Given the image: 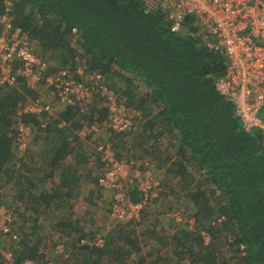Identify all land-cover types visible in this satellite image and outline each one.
<instances>
[{"label":"trees","instance_id":"1","mask_svg":"<svg viewBox=\"0 0 264 264\" xmlns=\"http://www.w3.org/2000/svg\"><path fill=\"white\" fill-rule=\"evenodd\" d=\"M10 1L13 25L25 32L34 48L51 63L46 61L48 74L63 72L67 79L89 86L95 103L101 97L95 93L96 84L104 83L126 107L139 111L134 129L111 133L108 142L120 154L117 146H127L126 138L133 136L137 143L122 149L127 155L131 150L142 149L152 162H157V169L164 162L169 163L165 170L169 180L159 182L161 191L153 202L170 193L171 190L165 193L164 188L175 178L180 179V184H195L194 179L187 181L190 169L203 179L190 191L184 187L185 195L193 201L194 211L189 215L195 220L192 230L186 223L176 224L167 218L169 211L161 214L157 211L150 217L145 214L149 212L147 209L142 210L141 221L152 227L151 234L155 235L153 229L161 228L160 216L173 222L176 229L164 249L170 252V257L165 258L160 252L150 263L142 258L136 263L264 264L263 134L257 129L245 131L233 106L215 90V81L225 72L224 58L207 46L209 40L201 35L193 19H187L182 31L175 34L160 10H149L147 0ZM4 13L5 5L0 0V16ZM79 68L83 70L82 75L78 74ZM86 75L94 77V81L85 78ZM95 76L99 79L95 80ZM112 77L121 80L119 85ZM27 96L35 97L23 85L0 94V182L15 187L13 192L18 189L11 202L20 203L24 212L20 213L24 215L18 224L12 225L17 239L11 249L13 264L24 260L50 264L53 261L48 258L49 254H55L58 260L64 259L66 264H99L106 256L122 264L123 260L115 252L124 251L126 246L132 248L128 254L139 250L133 241L137 236L135 227L125 224L118 232L116 243L102 237L101 246L89 247L86 243L99 235L88 237L83 232L87 229L81 225L83 218L72 211L74 205L67 201L81 181V175L98 185V174L104 167L98 157L92 170L77 176L75 166L80 164L77 159L70 165L65 162L70 144L75 141L70 139L76 138L77 131L84 127L105 121L108 111L103 106H94L95 103L85 114L79 112L78 106H66L50 116V122L47 120L44 126L40 117L23 115L21 123L34 127L43 140L44 150L28 152L18 159L12 149L18 119L15 109ZM260 117L264 119V107ZM171 136L177 151L161 161L162 143ZM169 146L165 145L163 150H170ZM146 158L131 153L123 159L136 163ZM86 160L81 162L89 164L90 160L87 157ZM30 166L35 168L28 169ZM56 169L59 184L50 182L51 187L45 188L42 183L50 181ZM201 190L214 195V206L208 205L209 200L197 193ZM90 195L92 199L93 193ZM129 196L131 202L140 200L135 190ZM199 198L201 201H197ZM67 205L69 212L64 209ZM57 209L61 210V217L54 214ZM105 211L110 214V205ZM41 214L49 216L47 220L54 230L53 235L45 237L47 241L53 240L46 246L35 237ZM78 230L81 235L74 237ZM201 232L209 234L208 245H204ZM161 239L158 237L157 241L162 243ZM54 240H58L62 249L65 246L71 249L68 258L57 252L58 243ZM221 246L228 248L221 249ZM218 258L223 259L219 262Z\"/></svg>","mask_w":264,"mask_h":264},{"label":"built area","instance_id":"2","mask_svg":"<svg viewBox=\"0 0 264 264\" xmlns=\"http://www.w3.org/2000/svg\"><path fill=\"white\" fill-rule=\"evenodd\" d=\"M147 3L149 10H160L166 16L172 33H180L184 22L193 19L201 35L209 40L207 46L222 55L225 72L215 81V90L233 106L245 131L257 129L262 132L264 149V119L260 117L264 107V0H147ZM3 4L5 13L0 16V94L23 85L35 95L34 101H24L15 109L18 117L14 127L15 150L19 154L18 159H21L28 153V144L34 132L31 126L21 123L23 115L52 116L55 106L58 110L78 106L79 112L85 114L94 105L95 99L89 86L67 79L66 73L48 74L47 62L34 51L35 48L33 50L34 43L25 32L13 25L9 15L11 1L3 0ZM78 74L81 75L80 68ZM98 79L99 76H95V80ZM96 85L95 93L100 94V100L103 99L101 106L108 111L106 127L110 134L132 131L138 117H134V123L130 109L116 94L104 83L97 82ZM40 89L45 95L38 93ZM99 126L94 123L84 128L89 134H96ZM100 161L104 167L98 174V187L111 192V218L123 224L139 220L142 210L150 209L153 200L157 199L160 184L148 174L142 175L139 164L134 162L117 160L105 152L101 153ZM134 190L140 194V200L135 203L129 199ZM165 216L176 224H188L189 230L195 227L192 217L178 211H169ZM12 225L1 208L0 236L15 238ZM200 236L204 245L210 243L209 234L201 232ZM103 242L102 237L97 236L86 245L101 246ZM61 248L58 249L57 245L56 250L62 255L64 251ZM21 264L38 263L24 260Z\"/></svg>","mask_w":264,"mask_h":264},{"label":"rangeland","instance_id":"3","mask_svg":"<svg viewBox=\"0 0 264 264\" xmlns=\"http://www.w3.org/2000/svg\"><path fill=\"white\" fill-rule=\"evenodd\" d=\"M149 1V0H148ZM147 3V1H146ZM36 47V46H35ZM34 50V47H33ZM38 55H41L42 58H44L45 61L46 58L44 57V55L42 54L41 51H39V49H35L34 50ZM48 62V61H47ZM50 63V62H48ZM51 64V63H50ZM81 70V75L83 73L82 68H80ZM85 78H88V80L92 79L94 81V78L91 76L89 77L88 75L85 76ZM113 82H118L121 81L120 79L116 78V77H112ZM135 84V83H134ZM119 85V82H118ZM40 95H45V93L40 89L38 92ZM33 96H27L26 97V101H34L33 100ZM51 100H49L50 102ZM101 105H103V101L102 103H99L98 101L95 103L94 106H99L102 107ZM130 109V113H131V117H133V121H134V117H139L140 113L137 110L132 109L131 107ZM61 109L58 110L57 106H55V111L53 112V116L54 114H56L58 111H60ZM51 114V113H50ZM45 118H39V121L44 123L50 122V115L47 114L45 115ZM107 118L105 119V121L101 122V123H96V124H100V129L98 132H96V134H89L87 132V129L83 128L81 131H77L76 133V138H71L70 141L74 140L73 143L70 144V148L67 151V158L65 160V162H67V164H72L73 159H77V161L80 164L76 163L75 168L78 169L76 172V175L79 176L81 175V173L85 174L86 172L92 170V167L95 163V161L97 160L98 157H100L101 153L103 154L104 152L109 156V157H114L115 159L118 160V158L116 156L121 155V157H127L129 154L132 153V155L135 153L137 154L138 157L142 158L144 156L148 157L146 159H140V162H136V164H139V170L141 172L142 175L144 174H148V176L150 178H152L153 180H155L156 182H160V181H167L169 180L168 178L170 177L168 174H166V169H168L169 163L166 164L164 162L163 166L159 169H157V162L155 163V160H153L154 162H152L151 157H149L148 155H144L142 152V149L140 151H134L131 150L130 153L127 155L126 154V150L125 149H129L131 144H135L137 143V141H135V139H133V136H129L128 138H126L127 140H125V143L127 141V146H120L118 145L117 147H119V149L121 150L120 154L115 151L112 146L110 147V143L108 142V137L110 134L109 130L107 129L106 125H107ZM136 121H134L135 123ZM34 128V127H32ZM91 135V136H90ZM173 138L172 136L169 138H165L164 142L162 143L163 147H161V153H160V160H165V158L168 156H170V154L175 153L177 151V144L175 142H173ZM16 143H14L13 145V152L15 157L18 158L19 154L16 153L15 150V145ZM165 145L169 146L170 150H163V148L165 147ZM171 145H174L175 147H171ZM125 147V149L122 151V149ZM102 149V150H100ZM41 150H44V144H43V140L41 138L40 135H37V132L34 129L33 132V139L29 142L28 144V152L30 153H40ZM147 150V149H146ZM170 152V153H169ZM117 154V155H116ZM86 157L88 159V161L90 160L89 164H85L82 163V160H86ZM36 158V157H35ZM34 158V159H35ZM123 158H121V160H124ZM38 159V158H36ZM139 159V158H138ZM39 160V159H38ZM87 162V160H86ZM82 163V164H81ZM19 166V164H17ZM154 165V167H153ZM17 166V167H18ZM29 168H35L33 166L28 167ZM48 171L50 169H47ZM23 172V171H21ZM59 170L56 169V171H54L53 173L54 176L50 181H46V183H42L45 184V188H50L51 187V183H55V184H59ZM189 179L187 181H192L194 179L195 184L200 185L203 182V179L198 175L199 173H196L195 171H193L192 169L189 170ZM24 174V172L22 173ZM76 176V177H77ZM82 177L79 178L81 181H79L78 185H76V187H74L73 193H70V197H68L67 201L68 203H73L74 207L71 208L72 211L78 215L79 217L83 218L81 221V225H85L87 229H84L83 232L87 233L88 237L91 236H96L99 235L101 237H104L105 240H107L109 243H113L116 239V237H118V232L124 228L123 223H120L117 220H114L111 218V215L108 213L107 211H105V209H107V207L110 205L111 202V192L108 191H104L101 190L98 185H94L92 182H89L88 180L86 181L83 175H81ZM144 176H142L143 178ZM86 181V182H85ZM51 182V183H50ZM160 184V183H159ZM186 184H188L186 182ZM186 184H180V179L179 178H175V180H173L172 182H170L169 184H167L169 188H164V192L168 193L170 190L169 194H166L167 196L165 197H161L160 200L157 202H154L153 205L156 206L158 209V213H162L165 211H178L182 214H184V216H189L192 214V211H194V207H193V201H191L189 199L188 196H186L185 194L187 192H184V187H188V190L190 191L191 188L194 187V183L191 184V186L186 185ZM53 186V184H52ZM14 188V189H13ZM10 187L7 185H2L0 182V209L3 208V211L6 213V215L9 217V219L12 221V224L17 223L18 221H20L22 218V216L24 214L20 213H24L23 212V208L21 206V204H16L14 202H11V199L13 197H15L17 190L15 192H13L15 190V187ZM212 188V187H211ZM200 192V193H199ZM197 192L198 194H202L204 196V198L206 200H209L208 205L210 206H214V195H211L210 192H205L203 193V190ZM78 193V194H76ZM90 193H93L92 199H90L91 196ZM205 194V195H204ZM88 195V196H87ZM197 195V194H196ZM197 197V196H196ZM71 198V199H70ZM75 198V199H74ZM88 199V200H86ZM13 200V199H12ZM16 201V200H14ZM197 201H201V199L199 198ZM205 203V200H204ZM152 205V206H153ZM204 205V204H202ZM151 206V208H152ZM20 207V208H19ZM68 205L66 207H64V209H68ZM52 208V207H51ZM215 209V208H214ZM69 212V210H67ZM54 214L58 217L62 216L61 210L57 209L55 210ZM47 218L49 219V216L43 215L41 214L39 217V221L37 223V227H38V231L36 232L37 234L35 235L38 236V240H42V244L43 246L46 245H50L52 244L51 238L49 239V241L46 240V238L51 235L54 234V230H53V226L50 224L49 220H47ZM161 220H162V225L160 229H153L154 233L158 239V237H162V243L157 241V239H155V235L151 234V230L152 227H149L146 221H139L141 220V218H138L139 220H133L131 221V225L133 227H135V230L137 231V236L133 239L134 241V245L136 247V249H139L143 254V257H145V263H150L155 256H157L160 252H163V256L166 257H170L168 251H164V249L167 246L169 237L172 235V233L175 231V224L173 222H168L169 226H167V220H165L164 218H162L160 216ZM142 224H141V223ZM130 225V226H131ZM84 226V227H85ZM187 228H189L188 224L186 226ZM73 230V229H72ZM80 230H78L77 233H74V237H79L81 234L79 233ZM150 231V232H149ZM20 234H19V238H20ZM46 237V238H45ZM56 239V237H55ZM58 239H60V237H58ZM46 240V241H45ZM17 239L16 236L15 238H9V237H3L0 236V255L2 258V262H0V264H13V258L11 256V249L12 246L14 244H16ZM55 242L58 240H54ZM58 243V249L61 248L59 242ZM116 243V242H114ZM122 244V243H121ZM224 244V242H223ZM153 248V250H152ZM227 246H221V249H225L227 250ZM160 249V250H158ZM233 249V248H232ZM61 251H64L65 255H61V257L63 258H68L67 255L68 253H70L71 249L67 246H65L63 249L61 248ZM132 251V248L130 247H125L124 251H118L115 252L114 254H116L117 256H120V260H123L122 264H135L137 260H133L134 257L129 256V254H132L134 252H131L128 254V252ZM151 252V254L149 255V252ZM124 255L121 257V255ZM115 255V257H117ZM55 254L48 255V258H50L53 262H51L52 264H66V262L64 261V259H57L54 258ZM59 256V258H61ZM113 256V258H115ZM127 257V258H126ZM220 257V256H219ZM217 258V257H216ZM215 258V259H216ZM223 258H221L219 260V262L222 261ZM5 262V263H3ZM71 264V263H69ZM99 264H120L118 261H112L109 257H103L100 260Z\"/></svg>","mask_w":264,"mask_h":264},{"label":"crops","instance_id":"4","mask_svg":"<svg viewBox=\"0 0 264 264\" xmlns=\"http://www.w3.org/2000/svg\"><path fill=\"white\" fill-rule=\"evenodd\" d=\"M154 203V202H153ZM153 205V204H152ZM157 207L156 206H152V208L150 207V209H148L147 211H149L148 213H145V214H150V217H152V216H155L156 215V212H157ZM141 219H143V217L141 218ZM155 219V218H154ZM166 220V219H165ZM141 221V220H140ZM161 223H162V220L160 221ZM167 222H169V221H167ZM167 225L169 226V223H167ZM135 234H137V231L135 232ZM138 250V249H137ZM152 250H153V248H152ZM151 252L152 251H150L149 252V255L151 254ZM143 253L140 251V250H138V251H136V252H134V253H132V254H129V256H131V257H134L133 258V260H137L138 259V261L140 260V258H142V259H144L145 260V257H143V255H142ZM135 264H137V263H135Z\"/></svg>","mask_w":264,"mask_h":264}]
</instances>
